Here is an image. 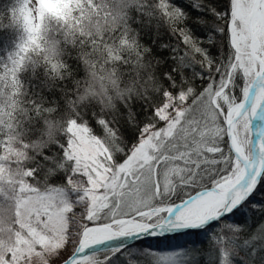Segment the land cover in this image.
<instances>
[{
  "label": "snow or ice",
  "instance_id": "6c2138e0",
  "mask_svg": "<svg viewBox=\"0 0 264 264\" xmlns=\"http://www.w3.org/2000/svg\"><path fill=\"white\" fill-rule=\"evenodd\" d=\"M192 9L185 30L211 64L190 79L173 63L160 99L127 109L123 129L119 117L98 118L107 144L87 173L102 189L94 208L118 230L148 225L124 238H143L145 250L183 241L169 253L183 260L170 264H264V0H192Z\"/></svg>",
  "mask_w": 264,
  "mask_h": 264
},
{
  "label": "trees",
  "instance_id": "16d2710c",
  "mask_svg": "<svg viewBox=\"0 0 264 264\" xmlns=\"http://www.w3.org/2000/svg\"><path fill=\"white\" fill-rule=\"evenodd\" d=\"M84 1L60 0L58 6L44 9L65 7L76 12L59 25L62 32L55 35V48L46 53L42 42L33 38L27 19L32 1L0 0V158L5 145L20 144L24 153L18 163L29 172V185L43 193L67 189L73 176L75 163L67 157L70 123L84 124L105 146L98 118L119 117L123 129L127 109L141 112L160 99L167 87L164 74L173 63H183L184 75L190 79L202 65L211 64L197 54L201 45L195 34L189 36L185 30L184 14L195 16L192 0ZM93 14L102 23L85 27ZM43 16L40 29L46 22ZM182 38L186 39L182 42ZM165 44L168 48L161 47ZM170 53L183 59L173 61ZM192 87L200 90L203 82L193 79ZM143 244L96 255L98 262L92 264H125L128 257L140 264H170L152 254L186 246L176 239L148 250ZM202 246L206 248L207 241Z\"/></svg>",
  "mask_w": 264,
  "mask_h": 264
},
{
  "label": "rangeland",
  "instance_id": "374dc122",
  "mask_svg": "<svg viewBox=\"0 0 264 264\" xmlns=\"http://www.w3.org/2000/svg\"><path fill=\"white\" fill-rule=\"evenodd\" d=\"M31 1L27 19L32 36L42 42L47 53L55 48V35L62 32L59 25L62 27L76 12L70 13L65 7L44 10L46 22L40 29L41 4L38 0ZM59 1L45 0V3L58 6ZM82 3L86 4L87 0ZM68 131L67 157L74 161L75 168L68 188L63 190L43 193L32 188L28 182L29 172L18 163L24 148L13 142L5 145L0 158V264H60L74 252L88 228L108 224L90 225L105 221L103 213L107 209L94 208L93 196L102 189L94 186L87 174L92 165L103 161L101 148L104 145L96 143L100 140L84 124L72 122ZM85 163L89 168L83 166ZM143 228L129 225L118 231L124 234ZM169 253L152 255L156 260L170 263L176 256ZM94 262L98 261L91 257L81 264Z\"/></svg>",
  "mask_w": 264,
  "mask_h": 264
},
{
  "label": "water",
  "instance_id": "95a60500",
  "mask_svg": "<svg viewBox=\"0 0 264 264\" xmlns=\"http://www.w3.org/2000/svg\"><path fill=\"white\" fill-rule=\"evenodd\" d=\"M107 226H110V225L107 224ZM147 227L137 230V231H146ZM137 231H134L131 233H124V234L118 233L117 235L113 237L107 238L105 240L93 242L90 244H84L83 237H82L81 241L77 245L74 252L60 264H81L84 261L96 255H99L102 253H108V252H116L128 246H131L133 244L144 241L143 238H138L135 241L133 240H127V242L124 241L125 237L133 235Z\"/></svg>",
  "mask_w": 264,
  "mask_h": 264
},
{
  "label": "bare ground",
  "instance_id": "6f19581e",
  "mask_svg": "<svg viewBox=\"0 0 264 264\" xmlns=\"http://www.w3.org/2000/svg\"><path fill=\"white\" fill-rule=\"evenodd\" d=\"M119 233L117 227L114 226H94L88 228L83 234V243L90 244L93 242L105 240L107 238L113 237Z\"/></svg>",
  "mask_w": 264,
  "mask_h": 264
},
{
  "label": "clouds",
  "instance_id": "9594fccd",
  "mask_svg": "<svg viewBox=\"0 0 264 264\" xmlns=\"http://www.w3.org/2000/svg\"><path fill=\"white\" fill-rule=\"evenodd\" d=\"M98 21L102 23V21H100L99 18L93 14L88 19L85 20L84 26L87 27L89 23L95 25ZM112 27H115V24H113ZM95 35L99 36L101 34L99 32H97V33H95ZM93 72H94V65L92 68L88 69L89 80H91L93 78ZM87 91H88L87 88H85V93H87Z\"/></svg>",
  "mask_w": 264,
  "mask_h": 264
}]
</instances>
